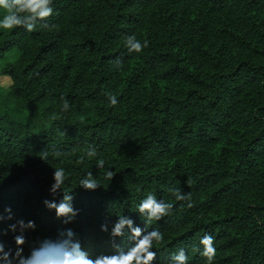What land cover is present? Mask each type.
Masks as SVG:
<instances>
[{"label": "trees", "instance_id": "1", "mask_svg": "<svg viewBox=\"0 0 264 264\" xmlns=\"http://www.w3.org/2000/svg\"><path fill=\"white\" fill-rule=\"evenodd\" d=\"M51 7L32 31L0 30V76L12 81L0 88V213L12 212L0 229L35 222L24 256L72 229L86 264H137L149 251L151 264H169L180 248L189 264H205L194 250L205 234L214 238L213 264H264V0ZM129 37L147 46L128 53ZM90 148L95 157L86 156ZM55 169L78 210L67 223L43 203L62 199L49 192ZM89 172L95 190L79 185ZM148 194L173 207L144 225L136 208ZM123 216L144 238L101 230ZM154 230L162 239L149 248ZM0 241L15 251L14 233ZM48 255V264H66L58 249Z\"/></svg>", "mask_w": 264, "mask_h": 264}, {"label": "clouds", "instance_id": "2", "mask_svg": "<svg viewBox=\"0 0 264 264\" xmlns=\"http://www.w3.org/2000/svg\"><path fill=\"white\" fill-rule=\"evenodd\" d=\"M53 0H0V9L5 11V14L0 18V30L13 29L18 26L24 27L28 31H32L38 20L45 17H49L53 13L51 7ZM125 46L128 53H141L143 48L147 46V41L141 43L135 37H129L125 41ZM110 105H115L117 99L110 93L105 94ZM64 108H68V104H64ZM96 150L90 148L86 156L95 157ZM41 159H47L46 155H41ZM83 160V158H81ZM102 165H98L101 167ZM111 170L107 173V178H112ZM64 176L61 169H55L53 172V183L49 188V192L55 195L58 190L63 192L62 199L57 202L55 199L43 201L45 207L49 210H54L57 218H64V222L67 223L75 218L78 214V210L73 206V196L69 192H64L62 188ZM85 190H95L99 183L93 178L91 172L87 173L85 178H82L79 182ZM174 195L177 201L188 200V195L179 191L178 189H169ZM191 207V203H188ZM173 205L171 203H165L158 201L152 194H148L141 199L137 205L136 212L141 218H143L144 225L151 223L152 221H160L166 216ZM7 213V215H5ZM5 219H12V212L10 208H6L4 213H0V223ZM36 224L32 220L24 221L23 219L15 221V223L9 224L7 229H0V235L7 234L8 231L14 233V241L16 249L5 251V245L0 241V264H48L50 259L48 253L53 247L60 252V259L66 260V264H86L90 259L86 252L81 249L80 242L76 237V234L72 229H65L55 239L45 238L38 240L34 243L30 250L29 255H23V245L25 243V232L28 230H34ZM135 229V231H133ZM101 230L107 232L110 238L124 237L127 230L129 239L133 237L144 238L142 234L143 229L134 224V221L128 216L117 217V219L111 224L101 225ZM148 247L154 241L162 239V234L159 231H151L147 233ZM214 238L211 235L205 234L200 237L199 245L194 249L205 259V264H213L215 258L216 248L213 243ZM121 251L119 255H123ZM156 256L155 252H146L144 257L137 261V264H151ZM102 259V257H97ZM131 264V261L128 262ZM169 264H189V258L184 250L180 248L174 255L171 256Z\"/></svg>", "mask_w": 264, "mask_h": 264}, {"label": "rangeland", "instance_id": "3", "mask_svg": "<svg viewBox=\"0 0 264 264\" xmlns=\"http://www.w3.org/2000/svg\"><path fill=\"white\" fill-rule=\"evenodd\" d=\"M12 85L11 78L8 76H0V88L7 92Z\"/></svg>", "mask_w": 264, "mask_h": 264}]
</instances>
